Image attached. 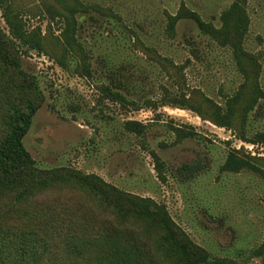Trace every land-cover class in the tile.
I'll return each instance as SVG.
<instances>
[{"label": "rangeland", "instance_id": "rangeland-1", "mask_svg": "<svg viewBox=\"0 0 264 264\" xmlns=\"http://www.w3.org/2000/svg\"><path fill=\"white\" fill-rule=\"evenodd\" d=\"M11 1L25 30L42 38L41 53L21 44L0 8V29L42 95L32 100L40 108L24 139L36 165L94 174L152 200L211 260L264 264V0H242L232 12L236 0ZM65 6L80 10L77 36L90 76L82 56L65 50ZM183 8L215 30L225 25L226 43L192 19L171 35L168 15ZM241 16L247 22L238 29ZM12 80L5 76L7 88ZM217 107L222 114L231 107L227 127L217 123ZM186 164L201 169L187 175ZM103 216L90 194L70 187L24 204L0 195L2 230L51 234L61 245L53 264L73 262L68 244L87 241L100 223L84 220ZM132 227L140 245L155 250L162 232L142 222Z\"/></svg>", "mask_w": 264, "mask_h": 264}, {"label": "trees", "instance_id": "trees-1", "mask_svg": "<svg viewBox=\"0 0 264 264\" xmlns=\"http://www.w3.org/2000/svg\"><path fill=\"white\" fill-rule=\"evenodd\" d=\"M241 1L236 0L230 12L237 9ZM0 8L4 11L12 37L41 53L43 45L40 34L25 30L22 16L12 9V1L0 0ZM65 10L66 12L59 14L64 21L61 38L65 50L72 55H81L84 61L87 59L86 50L77 36L80 10L73 6H65ZM226 16L227 22L229 14ZM182 19L194 20L203 32L211 33L222 39L221 43H226L225 25L222 29L215 30L187 8L180 9L175 15H168L167 30L171 35L175 34V26ZM246 22L244 16H241L236 27L243 29ZM83 68L86 75L90 76L91 70L87 62L83 64ZM7 75L12 77L14 83L10 88L4 83ZM106 91L119 101H126L121 93L112 92L108 88ZM24 98L28 99L24 105L13 100L19 99L24 103ZM36 99L41 100L42 95L36 83L27 77L21 67L17 44L5 37L0 29V195L12 196L16 204H24L53 189L70 187L90 194L96 208L104 215L100 222L91 217L84 220L86 223L90 222L89 225L100 223V227L96 233L90 231L84 243L77 245L74 240L68 244L65 257L74 255L75 259L66 264H164L162 261L168 258L175 260L177 264H234L228 258L211 260L209 253L193 245L165 210L150 199L124 192L94 174L67 168H39L24 144L40 108V103L32 102ZM227 110L229 113L222 114L221 107L216 109V121L225 127L229 125L226 119L232 109L229 107ZM128 125L139 124L128 122ZM242 166L243 164H239L238 169ZM200 169V166L186 164L181 171L191 175ZM135 222H142L148 228L162 232L161 239L152 252L140 245L143 237L132 230ZM122 227L127 228L126 233L121 232ZM3 228L0 222V264H53V259L59 258L56 252L61 245L55 242L51 234L41 235L31 231L13 234L7 229L3 231ZM16 241L19 242L16 244ZM10 243L16 245L15 253L10 251ZM97 249L99 251L94 255Z\"/></svg>", "mask_w": 264, "mask_h": 264}]
</instances>
